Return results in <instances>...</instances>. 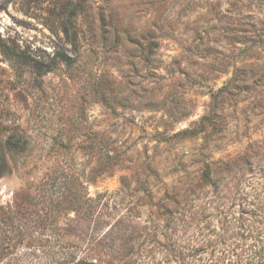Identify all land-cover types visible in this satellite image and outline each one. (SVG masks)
Listing matches in <instances>:
<instances>
[{
	"label": "rangeland",
	"instance_id": "1",
	"mask_svg": "<svg viewBox=\"0 0 264 264\" xmlns=\"http://www.w3.org/2000/svg\"><path fill=\"white\" fill-rule=\"evenodd\" d=\"M99 194L88 259L264 264V0H0V264Z\"/></svg>",
	"mask_w": 264,
	"mask_h": 264
},
{
	"label": "trees",
	"instance_id": "2",
	"mask_svg": "<svg viewBox=\"0 0 264 264\" xmlns=\"http://www.w3.org/2000/svg\"><path fill=\"white\" fill-rule=\"evenodd\" d=\"M209 173L205 172L203 174V177L207 180L209 177ZM100 195V196H99ZM98 197L96 199H92L89 197H85L82 199V201L80 200V202H83L81 204V206H79L78 208L74 209V214L73 216H69L68 215H63V223L61 226L57 227H53L52 230L55 231V235H65L67 234V231L70 230H77L78 233H76V235H81L80 237V249L82 252V255H80L79 257H76L74 255V253L72 251H68L65 253V255L62 257L63 260L59 261L58 264H113V262L111 260L108 261H98V260H91L88 259V257L86 256L88 251H91V249L93 247H95V245H102V244H106L108 246H113L116 247L117 245H113V235L115 232H118L117 230V222L122 221V220H115L112 223H109L107 225V227L105 229H102L101 231H97L100 228V224H99V220H100V213H97L95 215V222H96V226L94 228V231L92 233H90L87 230H85L84 228H89V225H85L87 223L85 222H90L91 218L93 217L94 213H91V211L96 207V205H99L102 207H108V202H106L105 204L100 203V197L102 194H99ZM93 201H96V205H94ZM100 207V208H101ZM58 210V209H56ZM47 212H45L46 215ZM99 217V218H97ZM126 216H122L120 217V219L125 218ZM59 218V216H58ZM42 220L44 221L45 224H51V226H57V220L55 219H50L47 216H45V218H42ZM43 223V224H44ZM56 223V225H54ZM56 228V229H54ZM93 229V228H92ZM101 229V228H100ZM62 231V234H60L59 232ZM126 232H123L122 234L125 235ZM82 235H90L88 237V239L86 240L84 236ZM94 235V236H93ZM86 240V241H85ZM72 247L75 246L74 244L71 245ZM114 252L116 253L117 257L119 260L122 261V264H128V260H127V252L126 253H119L118 249ZM111 256V255H110ZM112 260L115 259L116 257H114V255L111 256Z\"/></svg>",
	"mask_w": 264,
	"mask_h": 264
}]
</instances>
